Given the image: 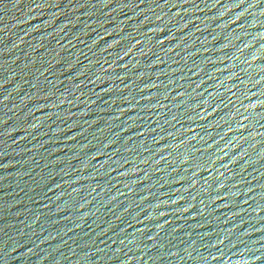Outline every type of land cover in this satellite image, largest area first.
Instances as JSON below:
<instances>
[{
    "label": "water",
    "instance_id": "water-1",
    "mask_svg": "<svg viewBox=\"0 0 264 264\" xmlns=\"http://www.w3.org/2000/svg\"><path fill=\"white\" fill-rule=\"evenodd\" d=\"M0 264H264V0H0Z\"/></svg>",
    "mask_w": 264,
    "mask_h": 264
},
{
    "label": "snow or ice",
    "instance_id": "snow-or-ice-1",
    "mask_svg": "<svg viewBox=\"0 0 264 264\" xmlns=\"http://www.w3.org/2000/svg\"><path fill=\"white\" fill-rule=\"evenodd\" d=\"M118 43V42H117ZM160 43H163V41H160ZM125 55H127V53H125Z\"/></svg>",
    "mask_w": 264,
    "mask_h": 264
}]
</instances>
